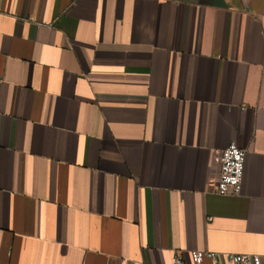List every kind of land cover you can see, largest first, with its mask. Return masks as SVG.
Instances as JSON below:
<instances>
[{"label":"crops","instance_id":"obj_1","mask_svg":"<svg viewBox=\"0 0 264 264\" xmlns=\"http://www.w3.org/2000/svg\"><path fill=\"white\" fill-rule=\"evenodd\" d=\"M194 249L264 264V0H0V264Z\"/></svg>","mask_w":264,"mask_h":264},{"label":"built area","instance_id":"obj_2","mask_svg":"<svg viewBox=\"0 0 264 264\" xmlns=\"http://www.w3.org/2000/svg\"><path fill=\"white\" fill-rule=\"evenodd\" d=\"M246 150L239 147L235 142L214 151L212 163L216 167L215 176L209 178L211 191L217 194L238 195L244 170ZM190 257L195 264H200L204 258L219 262L224 253L214 251L190 250ZM232 264H261V257L255 253H227ZM174 264H183L180 254L173 257Z\"/></svg>","mask_w":264,"mask_h":264}]
</instances>
